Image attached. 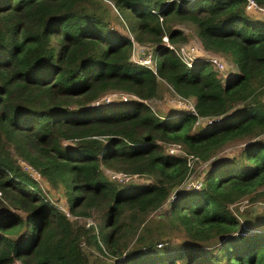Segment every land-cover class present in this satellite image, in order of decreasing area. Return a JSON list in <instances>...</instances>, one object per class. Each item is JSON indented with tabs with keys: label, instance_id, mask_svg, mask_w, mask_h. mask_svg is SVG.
Listing matches in <instances>:
<instances>
[{
	"label": "trees",
	"instance_id": "obj_1",
	"mask_svg": "<svg viewBox=\"0 0 264 264\" xmlns=\"http://www.w3.org/2000/svg\"><path fill=\"white\" fill-rule=\"evenodd\" d=\"M246 3L0 0V264H264V214L232 209L264 196V14ZM185 24L205 55L233 63L224 80L225 65L186 66L165 46V35L188 43ZM135 45L149 47L153 69L132 60ZM163 85L194 112L157 115L149 102ZM117 92L127 99L106 101ZM24 162L50 193L64 189L67 209ZM93 215L96 225L78 220ZM164 218L177 240L163 236ZM82 243L104 245L112 262L91 261Z\"/></svg>",
	"mask_w": 264,
	"mask_h": 264
},
{
	"label": "rangeland",
	"instance_id": "obj_2",
	"mask_svg": "<svg viewBox=\"0 0 264 264\" xmlns=\"http://www.w3.org/2000/svg\"><path fill=\"white\" fill-rule=\"evenodd\" d=\"M110 11H111L110 12L111 16H113L114 15L113 10L111 9ZM112 22L114 23V25H116L115 20L112 19ZM177 26L180 28H183V30L187 31V33H188L189 41L185 45H193L194 44V45L199 46V43L197 42L196 37H195V31H194L195 28L192 25L185 24V25H177ZM141 49H143L145 51H147V50L150 51L148 46L147 47L146 46L141 47V45L140 46H138V45L133 46V50H132V60L133 61L136 60L137 57H140L142 55ZM219 58L224 63L225 69L223 71L218 72V78L224 80L226 78V75H225L226 72H228L229 70H235V66L233 65V63L229 59L222 58L220 56H219ZM116 94H117V98H118V97H120V94H122V93L117 92ZM160 96H161L160 99H158L156 101H150L149 103H150L152 109L154 110V112L157 115L163 117L166 114V109L175 105V98L176 97H175V94L173 93V91L169 87H167L166 85H163L161 87ZM176 99H178V98H176ZM205 121L206 120H204V119H202V120L199 119L197 125L203 124V123H205ZM241 148H242V146H240V145L229 146V147L225 148L223 151H221L220 153H218L216 157L219 158V157L230 156L232 154H237ZM14 156L16 157V155H14ZM17 159H19V158H17ZM194 161H197V160H194ZM210 163H211V160L208 161L207 164L206 163H197L195 166L196 171L191 172L192 175L189 177L187 184H190V183L197 181L198 180L197 177L199 176L201 171L205 167L206 168L209 167ZM191 164H193V162H191ZM31 174L33 176H35V178L37 179L36 183L38 184V188L43 193L48 195L50 200L54 201L56 197L60 196V198H61L60 199V206H63L62 207L63 209H65L67 207L66 206L67 205L66 196H65V192H64L63 188L60 189L59 192H57L58 194L54 193L52 191L50 193V188L48 186V183H46L45 178H43L40 174L36 173V171H35V173L33 171H31ZM147 180L148 179L146 177H143V176H138L137 178L134 179V181H136V182L147 181ZM120 184H122V183H120ZM123 185L124 184L120 185L119 187H123ZM171 201H172V198L170 197L164 203V205L161 207V210L166 209ZM232 209H234V211H237V209H238L239 212H242L243 210H247V211L257 215V218H261V217H263V214H264V196L257 199L256 201H253V202H251V200L249 198L243 199L242 201L238 202L235 206H233ZM159 210H160V208H159ZM162 216H163L162 211H155V212L151 213L149 216V217H151V225L159 226L160 224L152 218H159V217L162 218ZM78 220H81L82 223L86 222L87 226L88 225H96V216H94V215L90 218L85 217L84 219L79 217ZM159 220H160V218H159ZM164 220H166V219L164 218ZM169 223H170V221H168V219L164 223V226H163L164 232H162L163 236L164 237H166V236L170 237V239H172V240H177L178 237L181 236V232H179L177 229H175ZM257 223H261V222L258 221ZM253 227H255V225ZM216 243H217V241L215 243L211 244V246H214ZM82 246L84 248L88 249L92 253L90 255L91 261H94V259L96 257H98L99 259H103L104 261L109 262V263H111L113 260V257L108 254V251L104 245H101L103 253L99 252L93 245L88 246L86 243H82ZM14 264H21V263L15 262ZM177 264H184V263L178 262Z\"/></svg>",
	"mask_w": 264,
	"mask_h": 264
},
{
	"label": "built area",
	"instance_id": "obj_3",
	"mask_svg": "<svg viewBox=\"0 0 264 264\" xmlns=\"http://www.w3.org/2000/svg\"><path fill=\"white\" fill-rule=\"evenodd\" d=\"M246 9L249 10V11L255 12V13H263L264 14V6L259 5L254 0H247ZM162 41L164 42L165 46L168 47L180 59V61L182 63H184L186 66H190L192 61L195 58H197L198 56H203V57L207 58L215 66V68H217L219 70H223L224 69V63L221 61V59L219 57L213 56V55H205L203 53V50L201 49V47H199L197 45H194V44L193 45L182 44L180 46H176V45L172 44L168 40L167 35L162 37ZM141 47H143V46H141ZM141 50H142V53H141L142 55L140 57H137V59L134 60V61L136 63L149 66V67H151L153 69L154 66H155L153 54L149 50H147V51H145L143 49H141ZM127 97H128L127 94L122 93V94H120V97H118V98L126 100ZM111 98L112 99L117 98V94L116 93H112L111 95H109L106 98V101H109ZM96 104H97V102H96ZM175 104L178 107L187 108V109H189V110L194 112L193 106L187 100L180 99V98H178V99L175 98ZM176 149H177V147L176 148L171 147L170 152H174ZM24 168L27 169V170H29V169L32 170L31 167L28 166L25 162H24ZM111 176H112V178H115V179H118V180H122V179L126 180V179H128V175L124 174V173L113 172ZM200 185H201V183L199 181H196V183L193 182V183L187 184V187L193 186V187H195L197 189V188L200 187ZM0 199H1V192H0ZM66 214L69 215V213L67 211H66Z\"/></svg>",
	"mask_w": 264,
	"mask_h": 264
}]
</instances>
